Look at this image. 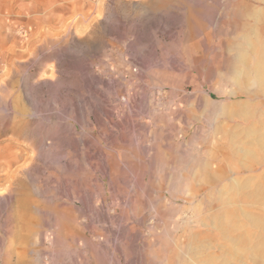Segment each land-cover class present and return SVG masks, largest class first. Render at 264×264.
I'll return each mask as SVG.
<instances>
[{
  "label": "rangeland",
  "instance_id": "1",
  "mask_svg": "<svg viewBox=\"0 0 264 264\" xmlns=\"http://www.w3.org/2000/svg\"><path fill=\"white\" fill-rule=\"evenodd\" d=\"M0 264H264V0H0Z\"/></svg>",
  "mask_w": 264,
  "mask_h": 264
}]
</instances>
